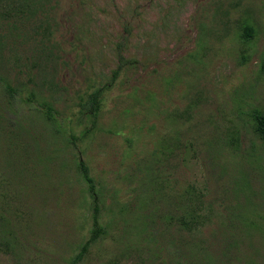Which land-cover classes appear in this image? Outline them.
Instances as JSON below:
<instances>
[{
  "label": "rangeland",
  "instance_id": "obj_1",
  "mask_svg": "<svg viewBox=\"0 0 264 264\" xmlns=\"http://www.w3.org/2000/svg\"><path fill=\"white\" fill-rule=\"evenodd\" d=\"M43 11L20 27L29 43L12 60L31 101L7 117L31 128L44 166L7 167L19 134L0 135V219L11 220H0V264H69L81 251L94 210L80 160L103 228L81 264H176L183 240L204 263L264 264L253 122L264 111V0H48ZM46 106L53 123L40 118ZM193 210L189 234L181 219Z\"/></svg>",
  "mask_w": 264,
  "mask_h": 264
},
{
  "label": "trees",
  "instance_id": "obj_2",
  "mask_svg": "<svg viewBox=\"0 0 264 264\" xmlns=\"http://www.w3.org/2000/svg\"><path fill=\"white\" fill-rule=\"evenodd\" d=\"M48 0H0V135H6L8 138L13 135L19 134L15 138V149L10 154L6 155L7 167L10 162L20 164L23 158V166L20 168L26 169L29 166V161L36 163H41L44 166L43 158L40 157V149L38 144L32 145L29 138H33L31 128L27 127L25 121L24 123H19V119H12L7 117V114L13 116L19 115L16 108L21 107L24 103H29L31 101V96L25 99L22 95L24 87L19 82H16L15 69H18L13 63V56L17 53L19 43L25 39L26 32L21 30V26H33L38 22V14L43 13L46 9V3ZM49 26V25H48ZM19 32V33H18ZM255 36V29L250 25H245L241 28L239 37L243 43H249ZM42 42V41H41ZM32 60V59H31ZM14 64V66H13ZM124 65H121L120 69H123ZM119 70L115 72L114 79L119 74ZM261 70L264 73V54L262 58ZM113 79V80H114ZM103 91L104 89L95 90L89 95V105L90 111L94 118H97L99 112L103 105ZM22 111V110H21ZM10 112V113H8ZM14 112V114L12 113ZM51 108L46 106L45 111H40V118L45 123H53L52 115L50 114ZM254 131L261 140L264 147V111H258L255 113L254 119ZM17 129V131H16ZM11 140V139H10ZM13 140V139H12ZM19 141L20 150L23 155L19 154L17 143ZM37 156V158H36ZM78 170L81 174L83 180L87 183L88 193L92 199L93 204V229L91 231L90 239L82 246L81 251L71 260L69 264H81L83 263L89 248L98 240L100 235L103 233V228L100 226L99 222V205L100 199L96 189V182L92 178L89 167L84 161L80 160L78 163ZM199 214L193 210L192 212H187L182 216L181 222L188 226L187 232L193 234L196 230L197 219ZM1 222L5 220L6 226H10L11 220L9 217H2ZM12 238V235L8 236ZM14 241L15 238L13 237ZM8 239L6 246L8 249L14 248V250H19V245L22 243L16 240V244L12 243ZM18 242V243H17ZM185 240L182 241V248H178L175 255H169L171 259L176 260V264H209L204 263L203 260L197 257L196 252L193 248L186 247ZM157 255V254H156ZM167 264H170L169 262Z\"/></svg>",
  "mask_w": 264,
  "mask_h": 264
}]
</instances>
